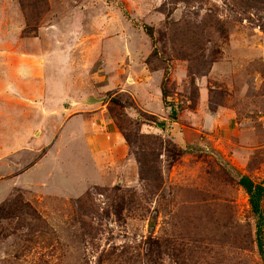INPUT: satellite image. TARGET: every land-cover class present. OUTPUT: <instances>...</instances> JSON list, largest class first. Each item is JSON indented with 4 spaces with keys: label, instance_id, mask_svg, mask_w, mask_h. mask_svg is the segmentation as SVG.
Wrapping results in <instances>:
<instances>
[{
    "label": "rangeland",
    "instance_id": "rangeland-1",
    "mask_svg": "<svg viewBox=\"0 0 264 264\" xmlns=\"http://www.w3.org/2000/svg\"><path fill=\"white\" fill-rule=\"evenodd\" d=\"M242 175L264 0H0V264H264Z\"/></svg>",
    "mask_w": 264,
    "mask_h": 264
},
{
    "label": "trees",
    "instance_id": "trees-1",
    "mask_svg": "<svg viewBox=\"0 0 264 264\" xmlns=\"http://www.w3.org/2000/svg\"><path fill=\"white\" fill-rule=\"evenodd\" d=\"M145 30L148 33V35L151 36L152 44H153V52L152 55H158V48L156 44V40L154 37V31L153 28L150 26L145 25ZM170 76V69L167 68L166 74L164 76V79L162 81V97L163 101L166 106L172 107L171 111V117L173 119L177 118L178 115V109L179 107L175 106L174 103L170 102L168 100V91H167V83ZM240 185L244 188L246 191L250 207L252 210L253 215L256 218V239H257V245L258 250L260 253V256L264 262V182H256L252 178H250L247 175H242L239 179Z\"/></svg>",
    "mask_w": 264,
    "mask_h": 264
}]
</instances>
